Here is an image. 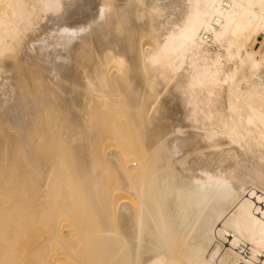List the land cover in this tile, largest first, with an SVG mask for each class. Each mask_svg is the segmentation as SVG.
I'll return each mask as SVG.
<instances>
[{
    "label": "bare ground",
    "instance_id": "1",
    "mask_svg": "<svg viewBox=\"0 0 264 264\" xmlns=\"http://www.w3.org/2000/svg\"><path fill=\"white\" fill-rule=\"evenodd\" d=\"M0 264H264V0H0Z\"/></svg>",
    "mask_w": 264,
    "mask_h": 264
},
{
    "label": "rangeland",
    "instance_id": "2",
    "mask_svg": "<svg viewBox=\"0 0 264 264\" xmlns=\"http://www.w3.org/2000/svg\"><path fill=\"white\" fill-rule=\"evenodd\" d=\"M261 39H262L261 35H258V40H257V42H255V44L253 45L255 51L258 50V48H259V44H260V42H261Z\"/></svg>",
    "mask_w": 264,
    "mask_h": 264
}]
</instances>
